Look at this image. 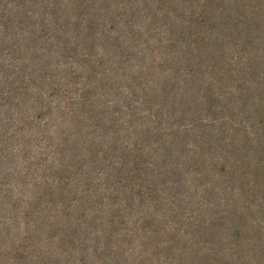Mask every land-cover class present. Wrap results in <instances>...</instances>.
Instances as JSON below:
<instances>
[{
    "label": "trees",
    "instance_id": "trees-1",
    "mask_svg": "<svg viewBox=\"0 0 264 264\" xmlns=\"http://www.w3.org/2000/svg\"><path fill=\"white\" fill-rule=\"evenodd\" d=\"M0 264H264V0H0Z\"/></svg>",
    "mask_w": 264,
    "mask_h": 264
}]
</instances>
